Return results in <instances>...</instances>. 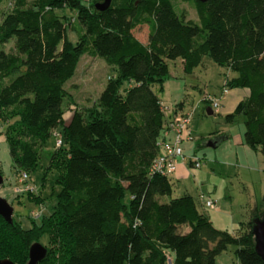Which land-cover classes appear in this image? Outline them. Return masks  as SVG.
Instances as JSON below:
<instances>
[{
	"label": "trees",
	"instance_id": "obj_1",
	"mask_svg": "<svg viewBox=\"0 0 264 264\" xmlns=\"http://www.w3.org/2000/svg\"><path fill=\"white\" fill-rule=\"evenodd\" d=\"M8 1L0 18V133L20 177L57 135L50 168L62 190L41 226L25 230L0 215V257L27 264L31 245L48 232L50 244L65 248L61 264H217L231 245L242 264H264L253 233L264 211L237 234L220 230L191 194L172 196L169 176L152 170L168 121L154 86L169 74L167 60L181 59L191 73L207 54L235 73L225 88L249 89L236 112L246 118V144L264 154V0H193L199 22L173 0H112L104 10L96 0ZM143 24L145 42L135 33ZM84 54L105 58L119 76L91 106L76 105L66 123L65 84ZM126 79L131 85L122 89ZM37 193L28 192L42 202ZM59 253L48 249L39 264Z\"/></svg>",
	"mask_w": 264,
	"mask_h": 264
},
{
	"label": "rangeland",
	"instance_id": "obj_2",
	"mask_svg": "<svg viewBox=\"0 0 264 264\" xmlns=\"http://www.w3.org/2000/svg\"><path fill=\"white\" fill-rule=\"evenodd\" d=\"M173 2L179 14H186L188 20L199 22L193 0ZM8 7V0L0 3V18L1 13ZM66 14L69 17L75 15L71 10ZM135 33L145 42L148 39L149 26L138 25ZM70 37L73 41L77 40L74 32ZM13 46V42H10L6 48L15 52ZM167 63L169 74L154 86V90L163 106L167 108V117L173 115L176 110L180 111V114H190L193 140H184L182 148L189 156V163L198 158L202 164L199 168L191 164L190 167L187 166L188 174L175 183L172 196L179 197L188 192L195 197L198 208L211 217L217 228L237 234L236 232L243 228L244 222L248 223L256 213L264 211V154L261 150L246 144L244 139L246 118L243 112H236L238 105L249 95V89L245 87L229 89L217 110L204 101V97L206 95L222 97L226 81L235 76L233 71L214 61L209 54L204 55L202 62L194 67L191 73L184 71L181 59L167 60ZM110 76L118 77L119 71L105 58L90 54L82 55L75 74L65 84V89L70 93V99L65 101L66 123L71 120L76 105L85 108L99 98ZM130 85L128 79L124 80L122 89ZM209 107L213 108L214 113L208 112ZM234 113V119L231 120L229 115ZM57 131H61V126ZM222 133L229 134L230 138L217 148L209 146L212 137ZM58 138L54 135L49 139L38 165L29 172L28 183L35 187V191L42 199V202H38L28 194L29 189L23 186L19 190L16 189L20 185L21 174L13 161L9 142L4 134L0 133V172L5 178L4 186L0 187V195L12 203L15 208L14 217L25 230L41 226L43 219L56 211L62 184L59 180V171L50 168L49 152L56 149ZM171 178L175 182V178L178 177L172 175ZM173 181L171 180L174 184ZM23 189L25 192L21 191ZM131 199L130 190L125 189L122 203L130 206ZM207 199H212L215 207H207ZM164 200H168V196L164 197ZM35 242H41L51 251L54 248L58 249L60 251L58 257L53 255L51 262L62 263V251L65 248L59 242L50 244L51 235L48 232H44L40 241L36 240L33 243ZM236 250V245L229 246L218 255L217 264H242ZM28 260L29 258L27 262Z\"/></svg>",
	"mask_w": 264,
	"mask_h": 264
},
{
	"label": "built area",
	"instance_id": "obj_3",
	"mask_svg": "<svg viewBox=\"0 0 264 264\" xmlns=\"http://www.w3.org/2000/svg\"><path fill=\"white\" fill-rule=\"evenodd\" d=\"M228 89L224 88L222 97H212L211 95H206L204 101L210 103L214 109H219L223 100V97L228 93ZM166 113L167 108L164 107ZM167 133L171 132L173 134L172 138H165L160 140L159 146L162 152L156 157L153 162L152 170L154 172L162 173L164 175L173 174L178 167L179 160L184 158V150L182 148V142L184 140H193L192 130L190 129L191 116L190 114H180L177 111L171 116L167 117ZM61 144V140L57 141V145ZM193 166L199 168L201 167V160L196 158L192 161ZM28 175L23 174L20 179V185L16 188L19 190L21 186L29 189L30 191H35V187L31 186L28 181ZM24 183V184H23ZM24 191L25 190H21ZM202 197H204L202 195ZM207 207H215V202L212 199L206 200Z\"/></svg>",
	"mask_w": 264,
	"mask_h": 264
},
{
	"label": "water",
	"instance_id": "obj_4",
	"mask_svg": "<svg viewBox=\"0 0 264 264\" xmlns=\"http://www.w3.org/2000/svg\"><path fill=\"white\" fill-rule=\"evenodd\" d=\"M112 0H104L102 3H98L97 7L99 9H106L110 6ZM202 2H205L207 0H200ZM208 112L212 114L214 111L211 109V107L208 108ZM226 137H217L212 139L209 142V146L211 147H217L223 139ZM5 182V178L3 174L0 172V187ZM14 212L15 208L10 203V201L0 195V215L3 216L7 221L13 222L14 220ZM253 233L255 236V249L256 252L262 257L264 260V214L259 217H255L253 219ZM48 255V248L43 245L41 242H35L31 245L30 251H29V260L27 264H39L41 261H43L46 256ZM0 264H17L13 260L9 258H1L0 257ZM171 264V262H170Z\"/></svg>",
	"mask_w": 264,
	"mask_h": 264
},
{
	"label": "crops",
	"instance_id": "obj_5",
	"mask_svg": "<svg viewBox=\"0 0 264 264\" xmlns=\"http://www.w3.org/2000/svg\"><path fill=\"white\" fill-rule=\"evenodd\" d=\"M229 92V91H228ZM249 94H250V91H249ZM249 95H247V96H245L246 98L248 97ZM245 98V99H246ZM244 100V99H243ZM178 113L180 112V111H178V110H176ZM174 113H175V111H174ZM214 113V112H213ZM171 116V115H170ZM163 136L165 137V138H172L173 137V134L171 133V132H168L167 133V127H165V129H164V131H163ZM226 137V138H224L223 139V141L217 146V147H219L224 141H226L228 138H230V135L229 134H225V133H222V134H220V135H217V136H214V137H212V139H214V138H217V137ZM163 137V138H164ZM211 139V140H212ZM162 140H164V139H162ZM217 147H215V148H217ZM259 150V149H258ZM195 155V154H194ZM197 155V154H196ZM189 156L187 155V154H185V152H184V158H181L180 160H179V163H178V167H177V170L173 173V174H171V175H169V177H170V179L173 181V179L171 178L172 177V175H176L178 178H175V182H174V185H175V183L177 182V181H179V179H181V177H183L184 175H186V174H188V170H187V166H189L190 167V164L193 166V162L191 161V163H189L188 162V160H189V158H188ZM173 193H174V191H173ZM186 193H188V192H186ZM175 197V196H174ZM194 197V196H193ZM195 198V197H194ZM196 201V200H195ZM201 211V210H200ZM202 212V211H201ZM205 214V213H204ZM213 215V214H212ZM211 218V217H210ZM213 219V218H212ZM213 222V221H212ZM171 262V264H172V261H170Z\"/></svg>",
	"mask_w": 264,
	"mask_h": 264
},
{
	"label": "clouds",
	"instance_id": "obj_6",
	"mask_svg": "<svg viewBox=\"0 0 264 264\" xmlns=\"http://www.w3.org/2000/svg\"><path fill=\"white\" fill-rule=\"evenodd\" d=\"M212 108V107H211ZM212 110H213V108H212ZM214 111V110H213Z\"/></svg>",
	"mask_w": 264,
	"mask_h": 264
}]
</instances>
